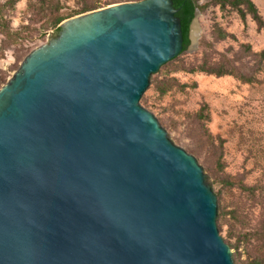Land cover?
Wrapping results in <instances>:
<instances>
[{"label": "water", "instance_id": "water-1", "mask_svg": "<svg viewBox=\"0 0 264 264\" xmlns=\"http://www.w3.org/2000/svg\"><path fill=\"white\" fill-rule=\"evenodd\" d=\"M177 12L68 18L0 88V264H234L210 178L140 102L184 49Z\"/></svg>", "mask_w": 264, "mask_h": 264}, {"label": "rangeland", "instance_id": "rangeland-1", "mask_svg": "<svg viewBox=\"0 0 264 264\" xmlns=\"http://www.w3.org/2000/svg\"><path fill=\"white\" fill-rule=\"evenodd\" d=\"M61 1L60 13L71 15L85 0ZM253 1L264 18V0ZM9 15L13 35L0 31V79L5 78V83L34 49L49 42V32L55 30L45 29L44 21L28 9V0H21ZM197 19L198 44L190 42L179 60L160 73L161 78H173L175 86L165 95L157 93L152 81L159 71L140 102L157 116L175 144L203 166L215 193L222 195L218 214L229 213L220 234L229 240L225 242L233 251L234 264H248L264 249V70H257L256 56L264 50V28H258L251 17L244 22L237 13L213 5L199 10ZM216 26L229 37L219 40ZM246 44L252 53L245 51ZM205 61L255 73L257 80L247 83L234 75L188 72ZM201 111L205 118L199 116ZM237 254L240 259L235 261Z\"/></svg>", "mask_w": 264, "mask_h": 264}, {"label": "trees", "instance_id": "trees-1", "mask_svg": "<svg viewBox=\"0 0 264 264\" xmlns=\"http://www.w3.org/2000/svg\"><path fill=\"white\" fill-rule=\"evenodd\" d=\"M21 0H6L4 4H0V31L7 36L11 37L13 34L10 30L9 26V14L13 9H15L16 5ZM127 1H140V0H104V1H94V0H85L83 5L78 10L74 11V14L65 15L61 14L62 10V1L61 0H28V9L32 11L37 20L44 21L43 26L45 29L55 28L56 31L59 33L61 31L60 24L73 16L86 13L92 10L100 9L102 7H107L112 4L127 2ZM201 0H174V6L178 9L177 16L181 19L182 22V31L184 37V51L190 45V25L192 20L195 17L196 10L199 9L200 11L206 10L209 6H218L221 11L231 13H237L242 21L246 22L248 17H251L253 21H255L258 25V28H264V18L261 15L257 5L253 0H206V2L201 3ZM9 15V16H8ZM217 27V26H216ZM217 38L219 40H225L229 37V34L223 30L221 27L216 28ZM245 51L247 53H252V49L250 45H243ZM181 53V54H182ZM258 57V71L264 70V50L259 51L256 53ZM179 60V57L172 59L171 61L167 62L163 65L160 69V72L153 77L152 83L154 84V90L159 93L161 96L167 94L174 86V80L171 79H164L161 78V71L167 67L172 62H176ZM188 72H204L208 74H215L217 76H225V75H234L239 79L243 80L244 82L251 83L255 82L257 79L255 77V73H242L236 71L235 68L230 67L228 65H209L207 61L200 65L192 66L188 68ZM5 78L0 79V88L5 83ZM146 100V99H145ZM207 105H205L206 107ZM199 116H203L204 118L206 115L203 114L201 111ZM219 206L221 201V193H217ZM229 213H225L224 210L218 214L217 222L219 228H222L223 223L225 222ZM234 234L231 232L230 236L232 237ZM226 240V239H225ZM229 241V240H226ZM239 246V245H238ZM237 246V248H239ZM259 252L254 255L248 264H264V249L258 250ZM240 259V254L235 255V261Z\"/></svg>", "mask_w": 264, "mask_h": 264}, {"label": "bare ground", "instance_id": "bare-ground-1", "mask_svg": "<svg viewBox=\"0 0 264 264\" xmlns=\"http://www.w3.org/2000/svg\"><path fill=\"white\" fill-rule=\"evenodd\" d=\"M193 36L194 37H197L198 36V33H197V30L196 29L193 30Z\"/></svg>", "mask_w": 264, "mask_h": 264}]
</instances>
